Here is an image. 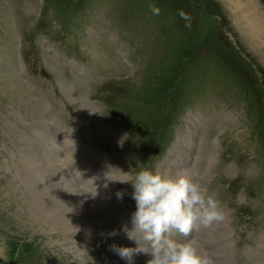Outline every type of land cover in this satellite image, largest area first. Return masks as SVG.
<instances>
[{
	"label": "rangeland",
	"instance_id": "rangeland-1",
	"mask_svg": "<svg viewBox=\"0 0 264 264\" xmlns=\"http://www.w3.org/2000/svg\"><path fill=\"white\" fill-rule=\"evenodd\" d=\"M259 2L264 9V0ZM149 5L159 7L160 14L153 15ZM233 7L226 0H0V264H120L90 226V231H78L79 225L50 236L53 227L45 231L32 217L37 213L33 194L57 201L65 191L62 166L51 155L57 145L50 149L44 140L54 123L75 131L84 142L97 127L113 126L108 136L95 134L104 142L96 145L107 153L102 159L116 165L112 174H123L122 181L130 183L147 164L154 173L167 174L166 166L172 169L168 176L180 175L173 173L176 169L190 173L220 203L233 190L241 197L264 199V100L259 89L264 87V50L251 45ZM181 10L189 20L179 16ZM102 15L107 36L98 26ZM23 22L32 30L22 28ZM88 29L94 30V54H79ZM31 31L40 34L30 39ZM49 32L70 38L81 65L67 56H73L69 46L42 34ZM67 57L79 68L68 67ZM106 79L107 98L100 101L111 102L112 108L102 114V105L90 96L101 91ZM217 101H224L220 112L199 106ZM195 108L194 115L188 114ZM170 124L175 126L160 137V127ZM186 129L201 139L197 149L184 143L192 140ZM27 138L33 139L29 149ZM159 140L162 148L153 151ZM215 148L219 161L214 175L203 179L198 166L206 169ZM82 158L94 163L85 153ZM111 176L98 181L87 213L100 207L104 180ZM128 186L120 182L119 191ZM74 197L79 201L83 196L75 192ZM249 202L235 205V222L228 228L232 240H240L234 264H261L247 248L263 246L264 203ZM111 207L109 215L123 209L118 201ZM76 208L62 205V220L67 221L64 215L76 217L82 211ZM100 216L105 226L108 217ZM223 246L225 256L215 257L217 262L230 260ZM206 247L201 246L203 253L212 249Z\"/></svg>",
	"mask_w": 264,
	"mask_h": 264
},
{
	"label": "clouds",
	"instance_id": "clouds-1",
	"mask_svg": "<svg viewBox=\"0 0 264 264\" xmlns=\"http://www.w3.org/2000/svg\"><path fill=\"white\" fill-rule=\"evenodd\" d=\"M149 10L153 15L161 11L155 5H149ZM178 14L186 21L190 19L182 10ZM119 182L131 185L136 205L132 228L125 227L124 231L138 246H110L126 264H133L134 257L140 254L151 257L147 264H214L207 253L198 252L191 240L175 239L177 234L188 237L201 227L208 228L225 220L220 202L207 194V189L198 181L184 174L165 176L144 168L135 174L131 183ZM116 195L118 199L123 198L121 192Z\"/></svg>",
	"mask_w": 264,
	"mask_h": 264
},
{
	"label": "bare ground",
	"instance_id": "bare-ground-1",
	"mask_svg": "<svg viewBox=\"0 0 264 264\" xmlns=\"http://www.w3.org/2000/svg\"><path fill=\"white\" fill-rule=\"evenodd\" d=\"M232 4V7L234 8V13L236 15V22L241 24V26L246 27L245 35L250 39L249 42H251V45L256 49L258 47L261 50H264V9L261 8L260 0H226ZM98 130L101 132V135H109V130L106 125H102L100 128L98 127ZM57 136V141L59 142L60 148L66 149L65 153L61 155V158L58 157V160L62 167H66L69 169V174L76 178L83 179V185L87 184L89 179L93 178L91 176V173H88L84 169L77 170L78 165V151H76V145H72L74 141L69 137V134H65L63 131H61L59 128L57 129V133H55ZM92 142V141H91ZM91 142L88 143V145L85 147V151L89 152L91 150ZM102 163H100V160L92 164L90 167H88L89 172H96L98 171V168H101ZM45 174V173H44ZM111 178H105V188L104 193L100 195V207L93 208L94 211H92V215L96 217L97 222L100 224V221L98 220V216L102 215H109V211L111 210V206L115 205L117 203V193L120 192L119 190V181L123 180V174L119 171H115L113 174L111 173ZM52 176V175H51ZM38 178V177H36ZM104 178V177H103ZM52 179V178H50ZM102 180V179H100ZM103 184V182H100ZM109 186V189H108ZM43 190L45 188L42 186ZM112 188V190H111ZM47 191V190H45ZM36 193V192H34ZM97 193V192H96ZM110 193V195H109ZM37 194V193H36ZM33 194L32 199L35 200L36 204V211L37 213H33L34 219L40 223L41 226L45 227L47 231L51 226L53 227L51 231L49 232L50 236H57L56 233L60 232L61 234H65L64 231H68L72 228L76 229V226H79L86 222V215L83 211H77V216L72 217L70 219H67V217L64 218L67 221H63L61 216L59 215V211L61 210L62 205H67L66 202H63L61 199H58L57 201L53 198L49 197L48 199H43L40 195ZM98 195V194H96ZM60 203V205H59ZM97 204V203H96ZM32 204H30L31 207ZM33 206V205H32ZM77 209V208H76ZM75 210V209H74ZM63 211V209H62ZM112 212V211H110ZM44 213V214H43ZM63 213V212H62ZM30 214V213H29ZM64 214V213H63ZM85 217H82V215ZM17 220H20V216L15 215ZM100 216V217H101ZM110 216V215H109ZM49 217V218H46ZM44 219H50L51 223L47 222V220ZM49 221V220H48ZM17 222V221H16ZM103 223V222H102ZM23 224H25L23 222ZM105 224V223H104ZM101 225V224H100ZM26 226V224H25ZM29 226V225H28ZM102 226V225H101ZM30 227V226H29ZM31 229V227L29 228ZM60 229V230H59ZM208 228H205V230L208 232ZM36 231L35 229H33ZM43 232L42 229L39 230L38 233ZM42 235L45 234L44 232L41 233ZM193 246L200 252L203 253L204 250L201 249V246H205L203 244H193ZM208 247V246H207ZM206 247V248H207ZM226 247V246H225ZM208 250V249H206ZM210 250V249H209ZM223 251V253H221ZM217 252L218 256H216V259H220V256H225L224 252V246L223 244H220V246H217ZM228 253V251H226ZM207 253V252H206ZM264 253V252H263ZM262 253V254H263ZM264 256H261V262L263 261Z\"/></svg>",
	"mask_w": 264,
	"mask_h": 264
}]
</instances>
